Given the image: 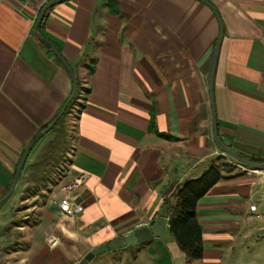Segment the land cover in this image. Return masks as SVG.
<instances>
[{
	"label": "crops",
	"instance_id": "obj_1",
	"mask_svg": "<svg viewBox=\"0 0 264 264\" xmlns=\"http://www.w3.org/2000/svg\"><path fill=\"white\" fill-rule=\"evenodd\" d=\"M206 1L224 24L214 79L219 137L264 160V0ZM39 11L34 0H0V196L72 92L63 65L35 37ZM46 12L40 33L89 92L66 113L68 136L50 151L38 140L0 204V264H80L100 244L154 225L176 188L211 166L225 177L197 203L203 258L188 261L168 229L165 240L125 249L135 246L138 264H240L244 234L262 232L252 238L264 243V170L242 169L215 146L213 11L196 0H71ZM79 171L84 210L70 219L55 202Z\"/></svg>",
	"mask_w": 264,
	"mask_h": 264
},
{
	"label": "water",
	"instance_id": "obj_2",
	"mask_svg": "<svg viewBox=\"0 0 264 264\" xmlns=\"http://www.w3.org/2000/svg\"><path fill=\"white\" fill-rule=\"evenodd\" d=\"M69 1L71 0H51L49 2H46L45 5H43L42 8L40 9L39 11L40 13L34 21V30H35L34 34H35L36 39H38L43 44L42 46L48 49L55 56L58 62L62 64L63 67L65 68V71L67 72L68 76L72 80V89H71L72 92L70 96L67 97L65 102H63L62 108L57 112V114L55 115V118L50 122V124H48L45 128L40 130V132H38L37 135L33 137V139L30 141L27 149H25V151L23 152L21 156V161L17 166V169H16L17 172H16L15 177H13L12 179L10 189L6 191L2 196H0V204L8 200L9 197L13 194L14 190H16L18 183L21 177L23 176V173H24L23 169L28 159L27 157L29 153L31 152V150H33V148L36 146L37 141L45 137L51 131V129H53V127L62 119L63 113H65L66 110H68L73 98L76 96L78 78L73 72V68L63 58L64 57L63 54L56 50V48L52 45V42H50L48 38H45L40 33L41 32L40 30L41 22H42V19H44V17L46 16V13H47L46 11L47 10L49 11L51 8H53L56 5H59V3L62 4L65 2H69ZM196 1H199L202 4L203 3L206 4V6H208L213 11V15L215 19L218 20V23H219L218 25L219 35L214 44L215 47H214V51L212 52V56H211L212 61H211L210 69H209L210 76L208 78L209 98L211 101L210 107L212 111L211 121L213 124V130H214L213 137H214L215 146L217 147L218 150L223 152L224 155L234 160L235 162L237 161V163L250 166L254 171H263L264 170V160L262 161V163L254 162L251 159V157L248 158L242 155L241 153H239L237 150L236 151L232 150L231 148L226 146L224 141L219 137V134H218L219 127L216 121L217 113L215 111L216 103H215V98H214V92H215L214 79L216 75L215 69H216V66L218 65V60H219L218 55H219V52L222 46L221 42H222V39H224V31H223L224 24L222 22V19L219 17L218 10L212 4H210L206 0H196ZM167 212H168V206L164 205L161 212H159L158 214V221L154 225H151L149 227L146 225L144 227L137 228L128 235H125V236L121 235L120 237L114 240H111L110 242L107 241V243L100 244L99 246H97V248H94L93 251H91L90 253L86 254L83 258H81L80 264H88L95 258V256L106 253L108 251L114 252V251L120 250L121 248L125 249L126 247L136 245L139 243H144L147 241H151L153 239L161 238V240H165L166 238L165 229H168V225H169V218L167 216Z\"/></svg>",
	"mask_w": 264,
	"mask_h": 264
},
{
	"label": "trees",
	"instance_id": "obj_3",
	"mask_svg": "<svg viewBox=\"0 0 264 264\" xmlns=\"http://www.w3.org/2000/svg\"><path fill=\"white\" fill-rule=\"evenodd\" d=\"M55 60L58 62L56 58ZM83 90L85 93L89 92V89L82 88L80 82L78 81L76 96H78L80 91ZM76 96L73 98L72 102L75 100ZM72 102L71 105L73 104ZM71 105L69 106L68 110L70 109ZM68 110L63 113L62 119L57 124L63 122ZM57 124L55 126H57ZM229 160L234 163L237 162L230 158ZM252 160L257 163H262L263 161V159L261 160L257 158H252ZM242 165L247 168L250 167L244 164ZM224 177L225 176L220 173L218 168L211 166L208 171H205L200 176V178L198 177L197 179L193 180H185L182 185L176 188L174 191L175 193L172 194V197L165 200V205L168 206V231L174 237L173 239L175 243L178 244L181 252L188 259V261L200 260V258H203V233L200 227V222L196 217L198 200L206 196L209 193L211 187L217 184Z\"/></svg>",
	"mask_w": 264,
	"mask_h": 264
},
{
	"label": "rangeland",
	"instance_id": "obj_4",
	"mask_svg": "<svg viewBox=\"0 0 264 264\" xmlns=\"http://www.w3.org/2000/svg\"><path fill=\"white\" fill-rule=\"evenodd\" d=\"M67 117L65 115L63 122L57 124V126L54 127V129L45 136L43 139L40 141L39 146L41 147L40 144L41 142H48L49 141V146H46V150L48 149L49 151L52 149L53 144L58 142V140H61L64 136H68L69 130L67 129ZM50 140L53 141V143H50ZM48 144V143H47ZM51 144V146H50ZM43 146V145H42ZM7 202V205L10 204L11 200L13 202L15 201V197H11ZM7 208V207H5ZM11 209H7L5 212L6 215L11 214ZM5 217V216H4ZM262 232L258 233H252V234H244L241 238H250L248 240H242V244L239 245V248L236 249L235 251V258L238 262L241 261L240 264H262L264 263V259H258V256L256 253H259L258 251H264V243L263 244H257L253 238H262L260 235ZM260 236V237H259ZM253 237V238H252ZM264 241V240H263ZM135 247V246H134ZM134 247H131L130 249H125L123 250L122 248L118 251L114 252H106L103 254H100L98 256H95V258L88 264H138L136 262V249ZM146 252H147V247L143 248L142 254L139 255V260L146 262ZM238 257V258H237ZM234 259V258H233ZM81 263V262H80ZM78 264V263H77Z\"/></svg>",
	"mask_w": 264,
	"mask_h": 264
},
{
	"label": "built area",
	"instance_id": "obj_5",
	"mask_svg": "<svg viewBox=\"0 0 264 264\" xmlns=\"http://www.w3.org/2000/svg\"><path fill=\"white\" fill-rule=\"evenodd\" d=\"M49 1L51 0H34L35 6L38 9H41ZM240 167L244 169L243 165H240ZM86 178V174L79 171L68 183L65 182V184L61 185L59 189V198L55 204L70 219L75 218L84 210L80 192L86 184ZM256 209V205L251 206L252 211H256ZM138 228L141 227L138 226ZM57 242L58 240L54 239L51 245L54 246Z\"/></svg>",
	"mask_w": 264,
	"mask_h": 264
}]
</instances>
